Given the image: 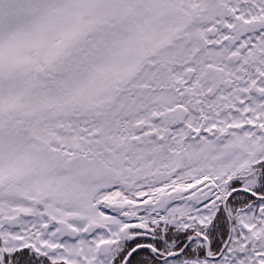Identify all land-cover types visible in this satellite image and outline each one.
<instances>
[{
    "label": "snow or ice",
    "instance_id": "obj_1",
    "mask_svg": "<svg viewBox=\"0 0 264 264\" xmlns=\"http://www.w3.org/2000/svg\"><path fill=\"white\" fill-rule=\"evenodd\" d=\"M0 264H264V0H0Z\"/></svg>",
    "mask_w": 264,
    "mask_h": 264
}]
</instances>
